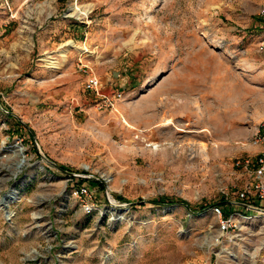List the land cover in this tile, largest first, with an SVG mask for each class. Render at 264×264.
Segmentation results:
<instances>
[{
    "label": "rangeland",
    "instance_id": "374dc122",
    "mask_svg": "<svg viewBox=\"0 0 264 264\" xmlns=\"http://www.w3.org/2000/svg\"><path fill=\"white\" fill-rule=\"evenodd\" d=\"M263 42L264 0H0V264H264Z\"/></svg>",
    "mask_w": 264,
    "mask_h": 264
},
{
    "label": "built area",
    "instance_id": "2783aa9c",
    "mask_svg": "<svg viewBox=\"0 0 264 264\" xmlns=\"http://www.w3.org/2000/svg\"><path fill=\"white\" fill-rule=\"evenodd\" d=\"M261 50H264V42L260 46ZM99 86V80L96 76L90 75L87 78L86 81V87L90 90H96ZM264 139V136H261L258 134L257 142ZM244 168L248 169L250 167H254L252 171L253 180L249 186V189L240 193V197L244 200H247L243 206H252L251 204V195L256 198V201L264 202V152H261L254 160L246 159L243 160ZM239 164V162L237 163ZM77 193L85 198L91 197V191L88 190V188L84 186H80L77 190ZM215 211L218 212L220 216V229L226 230L229 227V220L228 219H222L221 216H223V213L220 211L219 207H215Z\"/></svg>",
    "mask_w": 264,
    "mask_h": 264
},
{
    "label": "bare ground",
    "instance_id": "6f19581e",
    "mask_svg": "<svg viewBox=\"0 0 264 264\" xmlns=\"http://www.w3.org/2000/svg\"><path fill=\"white\" fill-rule=\"evenodd\" d=\"M64 57V56H63ZM171 123V119H164L162 122H161V126L163 125H168V124H170ZM11 148H13L14 149V151H16V150H21V147L19 146V145H17V146H12ZM22 151V150H21ZM17 152V151H16ZM20 153V152H19ZM24 161V160H23Z\"/></svg>",
    "mask_w": 264,
    "mask_h": 264
},
{
    "label": "water",
    "instance_id": "95a60500",
    "mask_svg": "<svg viewBox=\"0 0 264 264\" xmlns=\"http://www.w3.org/2000/svg\"><path fill=\"white\" fill-rule=\"evenodd\" d=\"M52 165H54V166H56V164H54L53 162H50ZM56 167H58V166H56ZM59 168V167H58ZM69 175H72V176H76V175H74V174H71V173H69V172H67ZM11 193H14L15 191L13 190V189H11V191H10ZM4 198H6V196H4ZM4 200V199H3ZM114 207H116V208H118V209H121L122 208V206H114ZM6 214H7V212H6Z\"/></svg>",
    "mask_w": 264,
    "mask_h": 264
},
{
    "label": "trees",
    "instance_id": "16d2710c",
    "mask_svg": "<svg viewBox=\"0 0 264 264\" xmlns=\"http://www.w3.org/2000/svg\"><path fill=\"white\" fill-rule=\"evenodd\" d=\"M156 203H159V202H156ZM227 203H228L227 201L223 200L222 202H220L218 204H215V205H226ZM187 207L190 208V206H188V205H187ZM222 213H223V215H226V212L225 211H223Z\"/></svg>",
    "mask_w": 264,
    "mask_h": 264
}]
</instances>
